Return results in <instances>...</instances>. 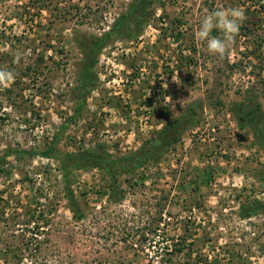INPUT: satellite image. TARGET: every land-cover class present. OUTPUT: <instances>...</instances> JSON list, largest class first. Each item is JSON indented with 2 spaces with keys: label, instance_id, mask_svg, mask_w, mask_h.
Wrapping results in <instances>:
<instances>
[{
  "label": "rangeland",
  "instance_id": "obj_1",
  "mask_svg": "<svg viewBox=\"0 0 264 264\" xmlns=\"http://www.w3.org/2000/svg\"><path fill=\"white\" fill-rule=\"evenodd\" d=\"M0 69V264H264V0H0Z\"/></svg>",
  "mask_w": 264,
  "mask_h": 264
},
{
  "label": "trees",
  "instance_id": "obj_2",
  "mask_svg": "<svg viewBox=\"0 0 264 264\" xmlns=\"http://www.w3.org/2000/svg\"><path fill=\"white\" fill-rule=\"evenodd\" d=\"M102 43H103L102 38L95 39V43L90 47L80 46L77 43V47L80 50V52L83 54V56L85 58L88 57V59H86L85 64L89 67V69L92 67L94 63L96 52L102 48ZM47 157H53V156L52 154H48ZM57 159L59 160V164H60V175L63 181L64 196L66 200L68 201L70 210L74 214L78 213V205L71 192L70 180L68 178V171L66 167L73 166V167H78V168H101L105 172L106 177L112 181H115L116 173H120L124 171V169L122 170V168H120L119 166L120 161L110 159L104 153L96 154L93 152H84L78 155L66 154ZM110 168H113V169H110ZM254 204L255 205L258 204L256 206V209H258L259 207L262 210H264V202L255 201ZM253 213L254 211L247 212V213H244L243 216L251 217L254 215Z\"/></svg>",
  "mask_w": 264,
  "mask_h": 264
},
{
  "label": "clouds",
  "instance_id": "obj_3",
  "mask_svg": "<svg viewBox=\"0 0 264 264\" xmlns=\"http://www.w3.org/2000/svg\"><path fill=\"white\" fill-rule=\"evenodd\" d=\"M244 19L245 13L241 8L219 9L209 12L200 22L196 38L202 43L206 42L209 53L222 60L239 32ZM213 29L220 30L223 33V38L211 36ZM14 79L13 72L0 69V87L7 86Z\"/></svg>",
  "mask_w": 264,
  "mask_h": 264
}]
</instances>
